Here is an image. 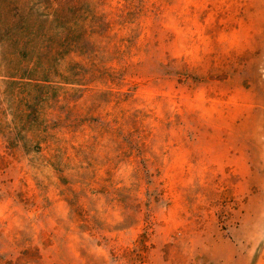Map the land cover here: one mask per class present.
I'll list each match as a JSON object with an SVG mask.
<instances>
[{
	"label": "rangeland",
	"instance_id": "obj_1",
	"mask_svg": "<svg viewBox=\"0 0 264 264\" xmlns=\"http://www.w3.org/2000/svg\"><path fill=\"white\" fill-rule=\"evenodd\" d=\"M80 2L82 79L29 88L40 150L0 70V255L264 264V0Z\"/></svg>",
	"mask_w": 264,
	"mask_h": 264
},
{
	"label": "trees",
	"instance_id": "obj_2",
	"mask_svg": "<svg viewBox=\"0 0 264 264\" xmlns=\"http://www.w3.org/2000/svg\"><path fill=\"white\" fill-rule=\"evenodd\" d=\"M68 5L67 0H0V70L7 78L4 94L11 107L15 101L20 105L13 114L22 123L21 130L34 132L32 140L26 135L19 138L28 151L40 150L44 141L37 132L43 93L29 88L54 81L79 83L86 72L85 65L71 55L84 53L88 31L94 32L95 15ZM0 264L15 263L0 255Z\"/></svg>",
	"mask_w": 264,
	"mask_h": 264
}]
</instances>
